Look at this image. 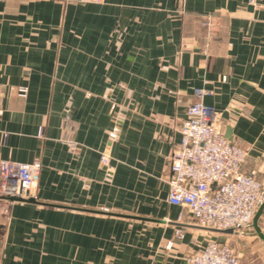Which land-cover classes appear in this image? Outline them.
I'll return each mask as SVG.
<instances>
[{"label": "crops", "instance_id": "0c3cea01", "mask_svg": "<svg viewBox=\"0 0 264 264\" xmlns=\"http://www.w3.org/2000/svg\"><path fill=\"white\" fill-rule=\"evenodd\" d=\"M254 2L0 0V158L41 163L36 202L0 211V264H187L207 240L235 243L168 204L167 181L195 88L264 177Z\"/></svg>", "mask_w": 264, "mask_h": 264}, {"label": "built area", "instance_id": "2783aa9c", "mask_svg": "<svg viewBox=\"0 0 264 264\" xmlns=\"http://www.w3.org/2000/svg\"><path fill=\"white\" fill-rule=\"evenodd\" d=\"M205 92L203 88H195V100L187 106L178 126L180 139L169 156L167 202L187 210L197 225L233 228L241 235L251 229L252 216L264 202V177L256 168H246L251 147L225 136L226 123L219 111L203 102ZM17 93L24 96L26 89L18 88ZM69 145L74 148L75 142L69 141ZM99 162L105 169H111V156L106 149L100 151ZM40 170L38 160L0 158V211H5L12 202L6 196H31ZM183 236L184 230L177 228L175 237ZM170 245L168 241L166 246ZM186 261L239 264L240 255L232 243L207 240Z\"/></svg>", "mask_w": 264, "mask_h": 264}, {"label": "rangeland", "instance_id": "374dc122", "mask_svg": "<svg viewBox=\"0 0 264 264\" xmlns=\"http://www.w3.org/2000/svg\"><path fill=\"white\" fill-rule=\"evenodd\" d=\"M264 214V213H262ZM262 215L260 216V220H259V223L262 227V229H264V221H262L261 219ZM248 236V237H247ZM245 238V239H244ZM243 240H247L246 242L247 243H243L244 241ZM233 242L235 243H232V244H237L238 246V251L239 252H242L243 250H241V246L243 247H246V246H250V250L252 249H255L256 252H253L251 251L250 255H247L243 261H242V258L243 255H242V258H241V261H242V264H264V243H262L253 233H252V229H248L247 231H245L244 234H241L239 237H234L233 239ZM244 244V245H243ZM243 247V248H244ZM259 253V256L258 254ZM252 254V255H251Z\"/></svg>", "mask_w": 264, "mask_h": 264}, {"label": "water", "instance_id": "95a60500", "mask_svg": "<svg viewBox=\"0 0 264 264\" xmlns=\"http://www.w3.org/2000/svg\"><path fill=\"white\" fill-rule=\"evenodd\" d=\"M225 136L229 139H232V130L230 126H226L225 129ZM5 198L11 200V201H27V202H36L35 198L33 197H16V196H6ZM95 211V210H93ZM264 213V202H261L254 215L252 216L250 227L252 229V233L262 242L264 243V229H262L259 220L260 216ZM211 231L214 232H221V233H230V234H236L237 232L233 228H216V227H205Z\"/></svg>", "mask_w": 264, "mask_h": 264}]
</instances>
